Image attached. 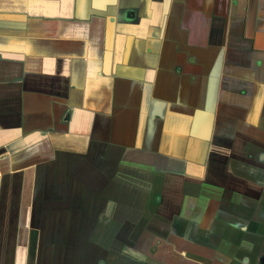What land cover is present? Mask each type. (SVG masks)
I'll list each match as a JSON object with an SVG mask.
<instances>
[{
  "label": "crops",
  "instance_id": "crops-1",
  "mask_svg": "<svg viewBox=\"0 0 264 264\" xmlns=\"http://www.w3.org/2000/svg\"><path fill=\"white\" fill-rule=\"evenodd\" d=\"M73 155L148 262L264 264V0H0L15 264L39 243L38 171Z\"/></svg>",
  "mask_w": 264,
  "mask_h": 264
},
{
  "label": "rangeland",
  "instance_id": "rangeland-1",
  "mask_svg": "<svg viewBox=\"0 0 264 264\" xmlns=\"http://www.w3.org/2000/svg\"><path fill=\"white\" fill-rule=\"evenodd\" d=\"M70 158L73 161L66 159L52 164L51 170L45 166L38 171L34 221L39 226L40 238L38 240L36 236L35 241L39 243L32 247L30 262L26 261L29 247L25 246L24 264H152L130 252V247L122 244L127 239L114 241L112 224L101 220L104 207L96 195L102 189V183H98L96 168L88 164L82 166L80 160L90 164L96 161L75 155ZM73 163L79 166L74 167ZM86 169L91 176L87 175ZM19 184L16 178L12 182L14 189ZM7 201L9 213L0 215V227H3L0 228V264H15L12 255L15 247L11 240L15 235L12 225L17 198L10 196ZM87 208H92L94 214L86 216L83 211ZM6 224L8 229L4 228ZM25 238H28L27 230ZM19 264L23 263L20 261Z\"/></svg>",
  "mask_w": 264,
  "mask_h": 264
},
{
  "label": "flooded vegetation",
  "instance_id": "flooded-vegetation-1",
  "mask_svg": "<svg viewBox=\"0 0 264 264\" xmlns=\"http://www.w3.org/2000/svg\"><path fill=\"white\" fill-rule=\"evenodd\" d=\"M130 252H132L135 256H139L141 258H144L143 255L138 254L136 251H134L133 249L129 248ZM145 259V258H144ZM146 260V259H145Z\"/></svg>",
  "mask_w": 264,
  "mask_h": 264
}]
</instances>
